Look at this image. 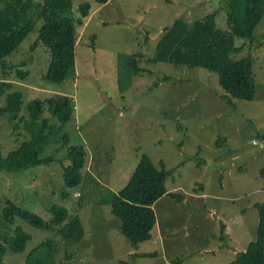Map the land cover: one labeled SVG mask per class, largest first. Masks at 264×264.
I'll return each mask as SVG.
<instances>
[{
    "label": "rangeland",
    "instance_id": "rangeland-1",
    "mask_svg": "<svg viewBox=\"0 0 264 264\" xmlns=\"http://www.w3.org/2000/svg\"><path fill=\"white\" fill-rule=\"evenodd\" d=\"M86 1L91 8L79 29L76 74L63 81L45 78L50 52L40 43L33 45L38 35L37 21L0 64V79L12 80V89L21 91L23 116H27V102L32 98L71 96L75 111L60 135L68 134L72 145L84 143L86 167L110 188L103 185L97 191L88 182L91 189L85 194L81 188L64 186L59 161L66 159V146L60 142V135L54 137L59 143L47 144L54 155L48 165L1 173L2 198L13 199L45 218L50 216L49 205H64L71 216H80L84 235L69 245L68 259L60 236L16 217L14 227L21 226L31 240L22 251H8L0 264H25L31 250L47 239L59 248L54 253L56 264L66 259L74 264H219L230 260L231 255L214 257L207 250L229 241L221 240L224 231L219 218L225 214L226 222L237 228L234 236L240 247H245L254 239L252 224L259 222L258 209L251 205L264 201V177L259 175L264 168V17L252 41L236 38L241 47L238 54L250 53L254 59L256 95L251 99L230 96L229 100L222 95L225 91L217 74L208 69L147 61L164 27L177 16L193 20L216 9V24L226 27L224 0H108L102 4L74 0V10ZM3 4L0 0V6ZM32 17L36 18L35 11ZM133 52L142 54L137 62L146 71L130 76L127 57ZM162 75H170V79L153 85ZM6 94L0 95V106L6 103ZM44 114L50 113L46 110ZM16 121L17 129L8 113H0L3 156L29 137L23 121ZM142 153L157 168L163 162L171 170L168 188L173 190L175 180L179 186L175 191L187 196L178 202L164 195L153 203L159 222L152 232L155 236L157 228L162 227L167 238L157 239V243L146 240L140 249L154 252L148 256L128 251L130 241L120 232L109 202L99 203L127 183ZM204 190L210 194L204 199L191 195ZM252 211L257 213L256 220ZM199 217L204 224L199 231L201 237L193 231L201 228ZM12 230L11 225L2 226L0 217V238ZM177 258L180 260L175 261Z\"/></svg>",
    "mask_w": 264,
    "mask_h": 264
},
{
    "label": "trees",
    "instance_id": "trees-1",
    "mask_svg": "<svg viewBox=\"0 0 264 264\" xmlns=\"http://www.w3.org/2000/svg\"><path fill=\"white\" fill-rule=\"evenodd\" d=\"M2 1L4 4L0 6V64L17 49L38 21V35L33 45L40 43L50 52L45 78L63 81L76 74L79 29L90 12V2H82L75 11L74 0ZM94 2L102 4L108 0ZM224 4L226 27L216 24V9L193 20L177 16L171 24L164 27L162 36L147 61L151 64L165 62L203 67L217 74L219 84L225 91L222 95L226 99L230 100V96L251 99L256 95L255 76L252 71L254 59L250 53L242 56L238 54L241 47L237 45L236 38L252 41L256 37L257 26L264 17V0H224ZM34 11L36 18L32 17ZM93 44L94 36L92 47ZM139 56H142L140 52H133L127 57L128 75L146 71V68L140 67L137 62ZM19 72L20 75L25 74L24 71ZM164 79H170V75L157 77L153 85ZM12 87V80L0 79V95L7 91L6 103L0 106V113H8V119L14 122L15 129L18 128L16 120L21 119L29 137L22 140L8 155L3 156L0 153V174L16 173L52 162L54 155L48 151L47 144L51 141L59 143L54 137L60 135L61 129L73 117L75 111L74 99L71 96L52 94L42 99H30L27 102V116L20 115L22 93ZM46 110L49 115L44 114ZM52 117L55 120H52ZM69 139L68 134L60 135V142L66 146L64 160H68L67 164L64 160L59 161L63 167L61 177L64 186L81 188L83 193L88 194L91 189L89 183H92L95 189L100 191V187L104 186L90 172L84 171L88 156L86 146L84 143L72 145ZM161 165V168H157L150 157L142 153L127 183L117 192H112L111 197H105L99 202H109L111 214L118 217L120 232L130 241L133 248L151 239L156 223L152 205L157 199L167 195L178 202L185 200L183 193L168 191L166 181L171 175V170H168L163 162ZM261 175L264 177V168ZM45 178L38 182L40 186L45 182ZM81 204L80 200L79 206ZM255 206L259 211L256 239L250 241L244 251H238L233 259L221 264H264V201L256 203ZM47 211L50 216L45 218L37 212L19 206L13 199L2 198L0 195L2 226L13 227L11 233L6 232L0 238V263L8 251H22L31 240V235L21 226L14 227L16 217L22 218L31 226L60 236L68 259L71 257L67 248L79 242L84 235L80 216H71L69 209L60 204L49 205ZM58 249L52 239H47L31 250L25 264H56L54 253ZM153 253L139 252L138 255L148 256ZM68 259L61 260L58 264H74ZM178 260L180 258L175 259Z\"/></svg>",
    "mask_w": 264,
    "mask_h": 264
},
{
    "label": "crops",
    "instance_id": "crops-1",
    "mask_svg": "<svg viewBox=\"0 0 264 264\" xmlns=\"http://www.w3.org/2000/svg\"><path fill=\"white\" fill-rule=\"evenodd\" d=\"M222 141L223 140H220V142L222 143ZM220 143V144H221ZM85 172H89V167H85V170H84ZM90 173L93 175V173L90 171ZM259 175H261V172H260V174ZM94 176V175H93ZM98 181H99V179L96 177V176H94ZM100 182V181H99ZM110 182V181H109ZM101 183V182H100ZM172 183H173V190H171V189H169L168 188V186H167V181H166V186H167V189H168V191L169 192H176L175 190H177V188L179 187V186H177L176 185V182H175V180H173L172 181ZM103 185H105V187H107V188H110L109 187V184L107 183V184H103ZM201 189V187L199 188V190ZM262 190H264V187H262ZM264 193V192H263ZM193 197H195V198H202V199H204L205 197H207V196H209L210 194L207 192V191H202L201 193L200 192H193L192 194H191ZM187 199V196H185V200ZM258 202H261V201H256L255 203H252V205H251V207H252V209H254V210H256L257 211V208H256V206H255V204L256 203H258ZM154 206V204L152 205V207ZM242 212H245V210H243ZM257 212H259V211H257ZM252 214H254L255 215V220H256V218H257V213L255 212V211H252L251 212ZM156 214V213H155ZM246 215V214H245ZM258 215H259V213H258ZM240 217V216H239ZM219 220H220V223H221V226H222V229H223V231H224V234L222 235V238H221V240H222V242H224V241H226V240H229V241H227L226 243H222V244H218V245H216L214 248H212V249H207V250H209V251H211L212 252V254H211V256H225V255H231L230 257H232L231 259H233L235 256H236V253L238 252V251H244L245 249H246V247H247V245H248V243L250 242V241H254L255 239H256V237H257V228H258V224H259V222L256 224V223H254V224H252V226H251V228H252V234H254V239H251L250 241H248L247 242V244L245 245V247H240V245H239V242H238V240H236V238H235V236H234V230H236L237 228H233L232 226H231V224H230V221H227L226 222V218H225V214L223 215V217H221V218H219ZM157 222H159V220H157V217H156V223H155V226L157 225ZM199 223L201 224V228L200 229H197L198 228V226L196 227V229H194L193 231L195 232V235H198V236H200L201 237V234L199 233V231L202 229V227H203V220H202V217H199ZM154 226V227H155ZM153 227V228H154ZM163 230H164V228H160V230H159V228H157V230H156V233H155V236H154V234H153V232H152V236H151V239H149V240H152L153 241V243H157V242H159V241H157V239H162V237H164V238H167V236H165L164 235V233H163ZM161 231V234H157V233H159ZM251 236V235H250ZM197 236H194V238H196ZM201 239V238H200ZM200 239H198V241L200 240ZM143 243L144 242H142V243H139L138 245H137V247L136 248H133V247H131L130 245H129V252L130 253H133L134 255H138V253L139 252H150L149 250H143V249H140V246H142L143 245ZM218 247H221V248H218ZM230 259V260H231ZM227 261H229V260H227ZM221 263H223V262H221ZM221 263H219V264H221Z\"/></svg>",
    "mask_w": 264,
    "mask_h": 264
},
{
    "label": "built area",
    "instance_id": "built-area-1",
    "mask_svg": "<svg viewBox=\"0 0 264 264\" xmlns=\"http://www.w3.org/2000/svg\"><path fill=\"white\" fill-rule=\"evenodd\" d=\"M257 142V141H256Z\"/></svg>",
    "mask_w": 264,
    "mask_h": 264
}]
</instances>
